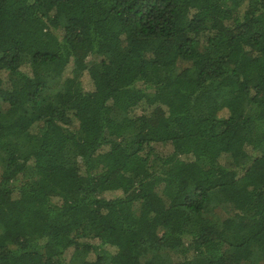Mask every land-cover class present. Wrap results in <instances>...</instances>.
Instances as JSON below:
<instances>
[{"label":"trees","instance_id":"1","mask_svg":"<svg viewBox=\"0 0 264 264\" xmlns=\"http://www.w3.org/2000/svg\"><path fill=\"white\" fill-rule=\"evenodd\" d=\"M0 264H264V0H0Z\"/></svg>","mask_w":264,"mask_h":264},{"label":"rangeland","instance_id":"2","mask_svg":"<svg viewBox=\"0 0 264 264\" xmlns=\"http://www.w3.org/2000/svg\"><path fill=\"white\" fill-rule=\"evenodd\" d=\"M89 60H90V58H89ZM25 71H27V69H25ZM70 72H71V66L67 67V69L65 70V72L63 74L64 78L69 77L70 76ZM1 76L4 79L5 74H1ZM82 85H83V87H84V89L86 91H88V90H90L92 88V86L90 84V81H89L87 75H84L83 76V78H82ZM155 151H156V153L159 156H167L168 154H170L172 152V148H171V146L169 144H167V145H157L155 147ZM188 159H191V158H188ZM116 195L117 194H114V193H107V194H104V197L105 198H112V197H114Z\"/></svg>","mask_w":264,"mask_h":264}]
</instances>
